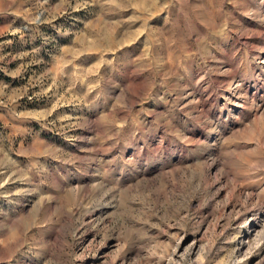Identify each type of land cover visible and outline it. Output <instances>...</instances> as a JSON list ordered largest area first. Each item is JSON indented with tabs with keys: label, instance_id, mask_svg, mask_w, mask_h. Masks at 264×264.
Instances as JSON below:
<instances>
[{
	"label": "rangeland",
	"instance_id": "374dc122",
	"mask_svg": "<svg viewBox=\"0 0 264 264\" xmlns=\"http://www.w3.org/2000/svg\"><path fill=\"white\" fill-rule=\"evenodd\" d=\"M0 264H264V0H0Z\"/></svg>",
	"mask_w": 264,
	"mask_h": 264
}]
</instances>
